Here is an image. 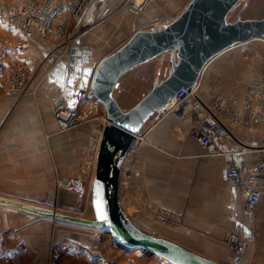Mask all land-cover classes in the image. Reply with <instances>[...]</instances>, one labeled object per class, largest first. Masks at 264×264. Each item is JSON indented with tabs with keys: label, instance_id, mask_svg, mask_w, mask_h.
<instances>
[{
	"label": "crops",
	"instance_id": "obj_1",
	"mask_svg": "<svg viewBox=\"0 0 264 264\" xmlns=\"http://www.w3.org/2000/svg\"><path fill=\"white\" fill-rule=\"evenodd\" d=\"M175 1L154 0L146 10L137 14L117 8L109 15L108 27L101 22V15L94 19L98 7H93L81 23L84 32L80 38H76L75 45L80 44L88 49L92 62L97 63L122 47L139 29L151 30L168 18L178 17L190 3V0ZM3 28L13 33L11 29ZM108 31L115 35L105 42ZM35 43L30 61L40 80L43 79L42 84L39 83L41 97L36 101L30 95L17 101L0 98V199H13L28 206L26 200L37 198L28 178H37L38 167H43L46 181L47 175L52 179L53 167L50 155L41 158L42 155L35 152L34 137H19L23 122L30 125L40 119L34 110H50L49 113L45 112L46 115H41L42 125L49 135L57 136L63 147L76 158L87 149L89 142L96 139L98 130L103 126V121L96 119L66 132L59 131L51 109V86L65 88L72 102H75L79 91L67 84L69 57L59 60L51 50L55 47L54 42ZM250 49L234 48L215 59L200 79L199 97L211 101L216 95H223L243 102L246 86L256 75V67L249 62ZM232 50L237 52L231 54ZM166 58L168 60L169 56L156 59ZM261 61L264 69V53ZM161 69L163 77L167 69L165 65ZM133 70L120 80L116 92L123 110L135 106L153 88L158 76L155 71L146 86H141L130 75L135 72ZM198 118L195 114H190L186 119L171 114L146 134L141 148L125 163L133 162L134 170L138 173L124 175L121 172L119 190L123 210L140 229L151 233L159 228L164 229V225L154 224L149 212L152 215L151 211L162 209L161 212L166 213L171 221H176L172 230L177 234V239L165 238L219 264H264V192L254 212V225L247 230L241 225L244 207L242 192L226 183V171L232 161L255 163L264 159V123L258 130L232 127L234 136L230 138L213 137L221 152L210 156L190 134ZM76 158L67 161L68 166H75ZM37 159L43 166L37 163ZM60 166L64 165L60 163ZM95 170L96 165H84L79 175L82 178H73L77 190H81L80 184L85 185L90 181L91 202ZM36 185L35 180L33 186ZM57 201L60 212L78 215L73 205L81 200H66L59 195ZM90 206V215L84 217H93V206ZM235 233L240 234L238 249L230 247L228 242V238ZM55 248L56 254L52 255L50 251ZM147 259L142 253L132 252L101 230L53 222L0 203V264L153 263Z\"/></svg>",
	"mask_w": 264,
	"mask_h": 264
},
{
	"label": "water",
	"instance_id": "obj_2",
	"mask_svg": "<svg viewBox=\"0 0 264 264\" xmlns=\"http://www.w3.org/2000/svg\"><path fill=\"white\" fill-rule=\"evenodd\" d=\"M242 1L192 0L168 25L139 29L122 47L97 63L92 62L88 49L74 45L68 55L67 84L77 88L78 96L88 92L102 101L107 116L91 189L93 217L32 208L13 199H0V203L53 222L101 230L129 250L149 251L171 264H219L165 237L140 229L124 212L119 187L135 135L156 111L169 104L179 92L190 93L197 88L208 66L218 57L234 48L244 49L258 39L264 40V16L242 19L246 5L236 20L228 19ZM165 55L171 59L165 77L157 79L135 106L123 110L116 98L120 80L139 65ZM98 206L106 219L98 218Z\"/></svg>",
	"mask_w": 264,
	"mask_h": 264
},
{
	"label": "built area",
	"instance_id": "obj_3",
	"mask_svg": "<svg viewBox=\"0 0 264 264\" xmlns=\"http://www.w3.org/2000/svg\"><path fill=\"white\" fill-rule=\"evenodd\" d=\"M122 0H0V78L5 92L9 96L26 95L35 71L30 66L27 54L36 41L54 42V50L59 60L64 59L76 44L75 29L93 7L122 6ZM130 5L128 10L134 14L143 12L154 0H123ZM192 1V0H190ZM177 17L168 18L158 25H168ZM7 27L13 33L7 32ZM52 111L56 117L59 131L66 132L81 124L101 119L106 123V109L102 101L91 97L88 92L80 94L72 102L65 88L52 85ZM199 87L188 93L181 91L169 104L159 108L155 115L145 124L142 131L135 135V141L127 158L141 148L146 134L167 116L175 114L186 119L190 114L199 118L191 127L190 134L201 143L207 155L213 156L221 151L213 137L230 138L234 136L232 127L242 130H258L264 123V75L246 86L243 102L216 95L211 101L199 97ZM100 128L95 140L91 142L90 153L84 165H96L99 142L102 136ZM134 159V158H133ZM133 163V162H132ZM123 166L124 175L134 172L133 164ZM226 183L237 187L243 195V212L241 225L250 230L254 225V212L261 202L264 192V159L250 163L232 161L227 168ZM153 210V207H151ZM152 216L154 212L151 211ZM156 213V212H155ZM163 213V212H162ZM165 214V213H163ZM240 234L228 238L230 247L239 248ZM54 253L56 248L52 250ZM102 258V256L100 257Z\"/></svg>",
	"mask_w": 264,
	"mask_h": 264
},
{
	"label": "rangeland",
	"instance_id": "obj_4",
	"mask_svg": "<svg viewBox=\"0 0 264 264\" xmlns=\"http://www.w3.org/2000/svg\"><path fill=\"white\" fill-rule=\"evenodd\" d=\"M120 2L121 4L123 3L122 6H113L112 4H110L107 7H98L96 17L94 19L96 20V18L99 15H101V17L103 18L101 22L102 23L104 22L107 27L110 26V22H109L110 16L109 15L113 14V11H115L117 8H120V9L125 8L128 10V7H130V5H126L128 2H125V1L123 2V0ZM175 2H177V0ZM243 5H246L247 8L243 12L242 19L243 18L258 19L264 16V0H243L242 3L239 5V7L231 14V17H230L231 21L237 19L239 12L241 11ZM81 23H79L77 25L78 27L75 29V38H80L79 36L84 32V26ZM0 27L2 26L0 25ZM114 35H115L114 32L108 31V35H107V38L105 39V42L110 40ZM247 47L252 48L250 49L252 54L250 55L251 58L249 59V62L253 63V65L256 67L255 80H258L264 75V69H263L262 61H261V58L263 57V53H264V41L263 39H258L248 44ZM230 52L231 54H233L234 52H237V50H232ZM31 53H32V50L27 54L26 58L28 59L30 66L35 71L34 72L35 75L29 84V87H28L29 91L25 93L26 95L23 94V95H20L19 97L9 96L6 94L5 89H3L2 84H1L2 80L0 78V98L4 100L7 99V100L17 101L24 96L30 95L36 101L38 98L41 97L39 93L41 91V88H40L41 85H39V83L42 84L43 79L41 78L40 80L39 75L35 70V67L31 64V61H30ZM163 61L168 62L167 58L166 59H155L154 62H150V63L144 64V66L141 65L138 68H135L133 70L135 72H132L130 75H133V80L136 83H139L141 86H146V82H148V80L153 77V73H156L155 71H157L158 66L164 64ZM135 82H133V84H135ZM50 102H51V97H50ZM51 109H52V104H51ZM38 110L35 109L34 114L36 113L40 117V119L35 120V122L30 125H27L26 123L23 122L22 125L24 126H22L19 129V137L20 138L21 137L27 138L26 136L34 137L35 139L34 148H36L35 152H37V155H42L40 156L41 158L45 155L46 156L50 155L52 162H53L52 179L48 177L47 175L48 179L46 181V179L44 178L45 176L43 173L44 172L43 167H38L37 178H28L32 182L31 189L32 191H35L34 196H37V198L35 199L33 198L32 200H26V198L25 199L23 198V199L26 200L28 204L34 208H37V209L40 208V209L49 210V211L57 210L59 212L61 211L60 203L57 201V197L59 195L66 200L69 199V200L76 201V199H78V201L79 200L81 201L73 205L76 214L82 217L90 215L91 213V206H90L91 205L90 204L91 203V192L89 191L90 181L85 182L87 183L85 184L87 185L86 187L84 184L83 185L80 184L81 190H77L76 185L73 181V178L74 180L75 179L79 180V178L80 179L82 178V177H79V175L80 173H82V168L85 164L84 160L87 159V156L90 153L89 150L91 149V146H90L91 142L88 143L87 145L88 147L85 151H83L82 155L76 158L74 155L70 153V151H68L69 149L63 147L62 143L60 142L57 136L49 135L47 133V128L44 125H42L44 122H43V118L41 117V115L42 116L46 115L45 112L48 111L49 113L50 110L47 108L43 109L42 112ZM37 158H39V156H37ZM74 158L77 159L76 165L68 166L67 161L69 160L71 161ZM38 161L39 159H37V163L43 166V163H40ZM60 163H62L64 166H60ZM35 180L37 181V185L33 186V182ZM64 180H66L67 182L62 184V181ZM52 194H54L53 198H52ZM137 207L139 209V205ZM161 210L162 209L157 210L156 213L154 212V216H152L148 210L149 218L154 224L164 225L163 226L164 229L159 228L157 231L151 232L150 234L156 235L158 237L159 236H162V237L169 236L170 238H172L173 241H175L177 239V236H176L177 234L173 232L172 228L176 226L175 224L176 221H171V219H169L167 214L166 213L163 214ZM140 251L142 250H132V252L142 253L144 257L148 258L147 260L149 262H153L152 264H157V263L161 264V262L164 263L163 258L159 259L158 256L151 255L147 251L145 252H140ZM50 253L52 255L56 254L53 251H50Z\"/></svg>",
	"mask_w": 264,
	"mask_h": 264
},
{
	"label": "trees",
	"instance_id": "obj_5",
	"mask_svg": "<svg viewBox=\"0 0 264 264\" xmlns=\"http://www.w3.org/2000/svg\"><path fill=\"white\" fill-rule=\"evenodd\" d=\"M232 14V13H231ZM231 14H230V16H229V20H230V17H231ZM169 55V54H168ZM164 62V61H163ZM163 65H165V69H169L170 68V66H171V59H170V56H169V59H168V62L166 61V62H164V64ZM163 65H159L158 66V68H157V73H158V76H157V79H162V78H164L165 77V75L166 74H164V76L162 77V73H160L161 71H162V69H161V66H163ZM147 252H149V251H147ZM151 255H155V254H153V253H151V252H149ZM156 256V255H155ZM161 258V257H160ZM163 261L164 262H166V264H171L170 262H168L167 260H165V259H163ZM161 264H164V263H161Z\"/></svg>",
	"mask_w": 264,
	"mask_h": 264
},
{
	"label": "snow or ice",
	"instance_id": "obj_6",
	"mask_svg": "<svg viewBox=\"0 0 264 264\" xmlns=\"http://www.w3.org/2000/svg\"><path fill=\"white\" fill-rule=\"evenodd\" d=\"M97 216L101 220L106 219V216L103 215V211H102V208L100 206L97 207Z\"/></svg>",
	"mask_w": 264,
	"mask_h": 264
},
{
	"label": "bare ground",
	"instance_id": "obj_7",
	"mask_svg": "<svg viewBox=\"0 0 264 264\" xmlns=\"http://www.w3.org/2000/svg\"><path fill=\"white\" fill-rule=\"evenodd\" d=\"M96 165H97V163H96ZM63 183H66V182L62 181V184H63Z\"/></svg>",
	"mask_w": 264,
	"mask_h": 264
}]
</instances>
